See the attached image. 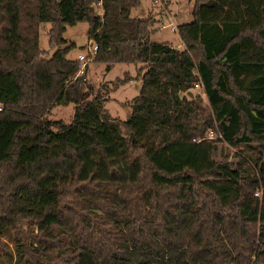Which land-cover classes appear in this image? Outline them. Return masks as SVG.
Returning a JSON list of instances; mask_svg holds the SVG:
<instances>
[{"label":"trees","instance_id":"trees-1","mask_svg":"<svg viewBox=\"0 0 264 264\" xmlns=\"http://www.w3.org/2000/svg\"><path fill=\"white\" fill-rule=\"evenodd\" d=\"M140 3L0 0V264H264V0H193L182 49L151 41ZM79 22L89 63L135 75L76 76L62 45ZM132 79L127 119L112 116L109 93ZM70 103L69 122L47 118Z\"/></svg>","mask_w":264,"mask_h":264},{"label":"rangeland","instance_id":"rangeland-1","mask_svg":"<svg viewBox=\"0 0 264 264\" xmlns=\"http://www.w3.org/2000/svg\"><path fill=\"white\" fill-rule=\"evenodd\" d=\"M150 0H141L139 7L131 10V17L135 18H145L150 13H156V21L160 18L165 24L170 21L162 16L166 14L172 16V22L177 27L179 24L189 22L192 19L191 9L193 0H170L168 5L165 6V10L159 12V7L152 6L149 2ZM160 16V17H159ZM151 26L152 33L150 34L151 41L154 42H168L176 48H183V44L177 33L171 32L169 27L158 28V22ZM50 28L49 23H42L39 26V47L41 50L46 52V56L50 57L54 50H51L48 46V30ZM88 23L79 22L73 26H66V30L63 33V38L65 43L62 45L64 47H69L70 49L66 53L65 57L67 59H77L79 54H86L85 48L86 44L91 45L93 41L87 38ZM125 72L135 75V66L130 63H116L111 65L109 70L105 69V64L89 63V73L88 80L97 88L100 83H111L117 77H122ZM140 87L139 79H132L131 81L119 86L116 90L109 93L110 100L106 102V107L114 117H119L121 119H127L129 114V108L126 106V102L138 95ZM195 93H201V90L195 88L192 90ZM74 104L70 103L68 105H56L47 114L48 119H61L65 122L71 120L73 114ZM213 135V133L211 134ZM214 133V137H215ZM223 153L227 155L228 160L235 161L233 154L239 150L228 147L222 144ZM215 158L219 159V155L216 154ZM259 194V191L256 194ZM55 207V200L49 191L43 192L40 197V209H39V220L41 222H48L53 218V212Z\"/></svg>","mask_w":264,"mask_h":264},{"label":"built area","instance_id":"built-area-1","mask_svg":"<svg viewBox=\"0 0 264 264\" xmlns=\"http://www.w3.org/2000/svg\"><path fill=\"white\" fill-rule=\"evenodd\" d=\"M151 3L153 5H155L156 7H160V9L162 11L165 10L164 0H151ZM102 15H103V8L101 5V2L99 1L95 5V9H94L93 13L89 17L90 18H92L93 16L102 17ZM162 17H163V19L167 18L170 22L168 24H165L163 21H159L158 27L159 28L169 27L171 32H175L177 29L172 22L171 16H168V14H166L165 16H162ZM84 48L87 51V53L86 54H79V56L77 58V60L79 61V70H78L76 76L81 75L83 73L85 65L93 60L94 54L97 51V44L92 43L89 46H88V44H86ZM195 86L200 88L201 84H195ZM211 134H212V132L209 133V136H212Z\"/></svg>","mask_w":264,"mask_h":264},{"label":"crops","instance_id":"crops-1","mask_svg":"<svg viewBox=\"0 0 264 264\" xmlns=\"http://www.w3.org/2000/svg\"><path fill=\"white\" fill-rule=\"evenodd\" d=\"M151 4V3H150ZM152 5V4H151ZM153 6V5H152Z\"/></svg>","mask_w":264,"mask_h":264}]
</instances>
